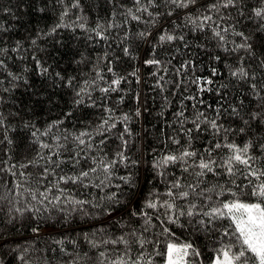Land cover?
<instances>
[{
    "label": "trees",
    "instance_id": "16d2710c",
    "mask_svg": "<svg viewBox=\"0 0 264 264\" xmlns=\"http://www.w3.org/2000/svg\"><path fill=\"white\" fill-rule=\"evenodd\" d=\"M78 2L79 7H73L76 0H0V49H7L0 52V60L4 62L0 67V119L3 121L0 124V264H100L101 260L109 264L120 256L129 261L143 256L142 264L148 259L152 264H165V257L156 252L163 253L166 244L172 241L194 244L200 252L199 257H190L194 264H212L215 250L229 239L222 236L229 221H216L220 232H205L199 230V226L193 228L187 216H181L175 224L169 223L165 209H148L144 205L150 198L171 201L164 193L177 179L184 187L174 191L190 192L187 200H175L177 212L187 210L193 201L201 212L208 211L221 201L232 199L228 189L238 193L241 200L257 202L256 197L249 195L248 179L240 174L247 171L243 166H237L240 171L235 177L227 176L225 169L219 167L215 168L219 175L207 173L197 177L196 158L189 160L188 165L171 164L159 170L153 164L162 156L178 154L187 147L186 130L194 128L191 121L199 113L204 114L201 117L203 131L193 132L191 141L198 155L217 141L243 145L248 140L258 144L264 139V124L257 128L256 121H252L250 133H225L222 128L218 135L204 122L206 117L209 121L215 119L225 128L238 129L240 117L247 119V113L256 111L264 103L250 87L256 84L259 96H264V68L259 64L264 59V31H257L261 22L254 16L256 8L264 7V0H243V3L238 0L236 7L229 8L220 7L218 0H197L189 9L171 6L173 15H160L155 26L146 25L147 13L136 9L147 6L150 12L165 13L170 6L164 0H157L158 7L147 5L146 0H141V5H136L135 0ZM213 3H217V8L208 11ZM128 9L141 16V22L132 20ZM64 12L67 15L61 20ZM188 12L193 17L204 12L212 16L214 23L194 31L193 25L184 26L183 17ZM173 20L180 24L176 32L183 34L185 41L159 45V29L164 26L171 30ZM58 24L64 26L51 33ZM146 27L151 31L147 42L133 39ZM97 30L104 39L97 36ZM125 31L129 39L124 44L132 45L136 59L130 60L121 51L124 44L120 41ZM214 31L221 32L222 42ZM237 32L255 38L254 56L232 51L241 42ZM154 45L155 58L162 62L159 69L143 63L150 58ZM238 57L243 58L242 64ZM37 61L48 68L46 74H40ZM185 63L187 67L181 68ZM238 66L246 68L255 79L233 78L230 72ZM109 67L128 77L127 82L120 85L123 91L107 94L100 91L113 79ZM134 68L139 69V83L135 77L128 76ZM213 68L220 74L213 76ZM13 76L21 79L14 80ZM197 77L199 85L193 83ZM208 79L213 83L204 82ZM222 84L227 87H221ZM200 88L206 90L200 91ZM80 89H84L83 103L74 105L72 101L79 99L76 91ZM136 93H139V103L134 98ZM137 107L140 116L134 114ZM233 107L239 110V116L233 114ZM106 108H111L112 113L105 111ZM68 112L71 116H66ZM179 112L183 115L177 116ZM124 114H128L130 120L121 124L117 118ZM109 115L112 116L109 123L116 122V128L103 137L96 135L97 125ZM59 120L63 122L58 127H50ZM125 124L131 132V136L124 133V139L130 141L125 155L139 163H117L111 169V176L106 177L99 163L93 164V160L108 162L116 157L122 144L118 137ZM81 131L93 133L91 138L83 137L85 145H78L73 139ZM102 139L103 144L99 143ZM41 144H48L49 148H41ZM252 154L258 157L253 166L264 169V151L255 149ZM212 155L219 164L230 153L221 147ZM49 157L59 162V167L49 163ZM185 166L188 171H183ZM45 167L49 171L45 173L46 178H42L40 174ZM93 167L97 169L95 172L90 171ZM81 171H89L83 183L58 180L59 176L78 175ZM157 171H163L164 177L157 175ZM129 173L137 177L134 188L121 179ZM187 185H194L196 192H204V196L192 195ZM214 186L213 192L205 191ZM33 193L36 199L32 198ZM113 194L116 198L109 199ZM205 196H211V200ZM105 209H110L111 214ZM130 211L137 215H131ZM141 212L151 217L147 231H144L145 217ZM37 226L38 232H34ZM165 228L170 234L164 232ZM122 235L127 245L111 243ZM140 238L150 241L144 249L137 242Z\"/></svg>",
    "mask_w": 264,
    "mask_h": 264
},
{
    "label": "snow or ice",
    "instance_id": "6c2138e0",
    "mask_svg": "<svg viewBox=\"0 0 264 264\" xmlns=\"http://www.w3.org/2000/svg\"><path fill=\"white\" fill-rule=\"evenodd\" d=\"M238 0H218L219 6L223 8H229V7H236ZM240 3H243V0H239ZM147 5H150L152 7H158L157 0H146ZM164 3L169 5V10L165 13L160 12H150L147 6L138 7L136 11L147 13L149 20L144 21L146 25L149 23L151 26H155L157 24V18L160 15H167L172 16L173 10L171 6H174L178 9H189L190 7H194L197 3V0H164ZM136 5H141V0H135ZM73 7H79V2L76 0V3L73 4ZM217 8V3H213L211 6H208V11H211L213 9ZM43 10V9H41ZM63 15H67V12H64L61 16V20L63 19ZM128 15L131 17L132 20L136 22H141L142 17L139 15H136L132 9H128ZM254 16L259 18L260 24L257 25V31H264V7L256 8L254 10ZM184 26H187L188 24L193 25V30L198 31L202 30L205 25L209 24L210 22L214 23L212 20V16L208 15L204 12H202L199 16L193 17L191 12H188L183 17ZM172 29L169 30L168 27L162 26L159 29L158 33V44L163 45L164 43H172L176 40L185 41V36L183 34H177L176 29L180 27V24L177 23V21L173 20L172 22ZM64 26L62 24H58L55 27L52 28L51 33H54L56 31V28ZM83 28L84 25H81ZM99 27V26H98ZM108 27H112V25H108ZM107 30V29H105ZM223 31H227V29H223ZM48 33V34H51ZM97 36H100L101 39H104L105 37L102 35L100 31H96ZM237 36L241 37V42L237 43L235 45V48L232 49V51L237 52H244L249 55L255 54V38L248 34L246 35L244 32H237L235 33ZM214 35L218 36L220 38V41L222 42L224 40V37L221 35L220 31H214ZM151 36V31L148 27H146L143 31H140L136 33V35L133 37V39H141L144 41H148L149 37ZM129 39V33L125 31L124 35L121 37V44H124V41ZM33 44L36 43L35 40L32 41ZM187 46V44H185ZM155 45L153 50L150 53V58H146L143 63L147 66H154L157 69L161 67V60L155 58L157 53L155 51ZM7 51V49H0V52ZM121 51L125 57H128L131 59H136V54L132 48L131 44H124V46L121 48ZM227 51V49H225ZM107 55V53H106ZM217 60L220 58L217 56ZM239 63L242 64L243 58L238 57ZM37 63V68L40 70V74L44 75L48 72V68L44 67L40 64L39 61ZM111 63V62H110ZM3 60H0V67H3ZM260 67L264 68V59H261L259 61ZM187 67V64H182L181 68ZM109 72L112 73L113 79L108 83V87H103L100 89L101 92L107 94L109 92H116V91H123L120 88V85L122 82H127V76L120 75L116 73L113 68L109 67ZM179 71V70H178ZM139 69L134 68L133 71L128 73V76H133L136 78V82L139 83V76H138ZM155 74V73H154ZM218 71L213 68L212 69V75L216 76L219 75ZM9 75H12L9 73ZM230 75L238 79L240 81H247L248 79H255V76H250L249 72L244 67H236L235 69H232L230 72ZM56 76L59 77L60 74L56 73ZM97 76H99V73H97ZM102 78V77H101ZM14 80L21 79L19 76H13ZM61 79H63L61 77ZM162 80L163 77H160ZM27 83V81H24ZM207 84L213 83L211 79H208L204 81ZM87 83V82H86ZM193 83L199 85L200 78L197 77L196 80L193 81ZM93 84H95V81H93ZM68 85L71 86V80L68 81ZM159 86V85H157ZM221 87H227V85H221ZM251 89L253 91V94L258 96L261 101H264V96H259V93L257 92V85L252 84ZM200 91H205L206 89L200 88ZM84 91V89H80L79 91H76V97H79V99H73L72 103L74 105H80L83 103V98L81 96V93ZM135 100L137 103H139V93L135 94ZM189 99H194V97H188ZM167 99V98H165ZM123 98L121 97V102ZM105 111L112 113L111 108H106ZM232 112L234 115L239 116V110L235 107L232 108ZM71 112L66 113V116H71ZM136 116L141 115L140 108L137 107L135 113ZM219 114V113H218ZM177 116H182L183 112H179L176 114ZM203 113H199L194 120L191 121V123L194 125V128L187 129V133L189 134V142L187 147H184L182 151H180L178 154H166L162 156V158L159 161H156L153 164V167L157 170L161 168H166L167 166L171 164H182V165H188V161L196 158L198 160V163L195 164V168L198 169V171L195 172V175L197 177H202L206 175L207 173H213L214 175H219V173L215 172V168H223L225 169V174L229 177H235L237 173L240 171L237 166H243L244 169H247L246 173L241 172L240 174L244 176L245 179H248L249 185H251V191L249 193L250 196L256 197L257 202H246L244 200H241L239 198V194L232 191L231 189H228V192L232 196V199L224 202L221 201L219 204H216L215 206L211 207L208 211L201 212L198 209V205L193 201L189 203V206L187 207V210L180 209L177 212L175 200L176 199H184L187 200L190 192L189 191H174L176 189H181L184 187L179 181V179L172 181L170 183V186L165 195L168 197H171L172 200H164L160 201L158 199L150 198L146 201L144 207L148 209H154L157 210L158 208L165 209V215L168 218L169 223H177L179 218L181 216H187L189 217V223L193 225V228H196L199 226V230L209 232V231H216L220 232L221 227L219 225H216V221L221 220H227L229 221L228 225L223 228L222 236L228 237L229 239L226 242H223L222 245L215 250L216 254L212 258V264H264V169H257L253 166V162L258 158L256 155H253V151L255 149H259L260 151H264V139H262L258 144H254L251 140L246 141L243 145H237L234 142H228V143H222L220 141H217L212 144L211 148H205L203 149V152L198 155L197 150L192 148V133H200L203 131L201 127V117L203 116ZM248 116L247 119L244 117H240L241 119V126L238 129H232V128H225L222 124H218L215 119L209 121L205 117L204 122L210 125V128L214 130V134L218 135L220 130L223 128L225 133L232 132V131H238L239 133H250L251 129L253 127L252 121H256V127L259 128L261 124H264V103H261L256 111H250L246 114ZM112 120V116L109 115L108 118L102 119V122L97 125L95 129V134L104 136L106 132H111L112 129L116 128L117 123L112 122L109 123V121ZM130 116L128 114H124L122 117H118L117 121L121 124H124V122L129 121ZM62 120L54 122L50 127L53 126H59L60 123H62ZM3 121L0 119V124H2ZM124 133H127L129 136H131V132L127 125L125 124L123 131L121 135L118 137V139L121 140V149L116 153V157L112 159L111 161L105 162L104 160H100L97 162L96 160H93V164L99 163V165L102 168V171L106 174V177L111 176V169L117 164H125V165H138V161L132 160L131 157L125 155V152L127 151V146L129 145L130 141L124 139ZM35 135V133H33ZM92 132H86L81 131L79 134L75 135L73 139L78 142V145H85V140L83 137L88 136L92 137ZM67 139V137H65ZM176 143H179V141H175ZM99 143L103 144L104 140L102 139ZM41 148H49L48 144H41ZM91 147V144L88 145ZM221 147H225L228 149L230 155L226 157V159L223 160L222 163H217L216 159L213 157L212 152L215 149H219ZM79 153H77V156ZM44 157H41L43 159ZM49 163H56V166L59 167V162L52 161L51 158H48ZM34 163V162H33ZM76 163H79V160L76 161ZM28 165H21V167H27ZM12 167H15V165H12ZM97 169L95 167L91 168V172H95ZM49 169L47 167L44 168V171L40 174L42 178H46L45 173H48ZM183 171H188V167H183ZM157 175L164 177L165 173L163 171H157ZM89 176V171H81L78 175L73 176H66L62 175L58 177L59 181H62L64 183L72 182H81L83 183L84 179H86ZM125 181L126 184H129L133 188L136 186L134 183V179H137L135 174L129 173L128 176L121 177ZM254 181H258L259 183H254ZM234 183V181H233ZM19 187V185H17ZM188 188L192 190V195L197 196H204V192L197 193L195 190L194 185H187ZM236 187H246L244 185H236ZM214 188L206 189L207 192H213ZM63 191L62 189L60 190ZM41 195L44 196V199H47V196L41 193ZM33 199H36V195L33 193L32 196ZM115 194L109 197V199H115ZM205 199L211 200V196H205ZM58 201V197H55ZM51 202V201H49ZM77 204H84L85 201H75ZM119 203V201H117ZM19 211V209H17ZM106 212L111 214L110 209H105ZM131 215H137L135 211H130ZM140 215L145 217L144 220V231L148 230V226L151 222V217L147 215L146 212H141ZM200 216V219H195V217ZM207 218V219H205ZM215 225V227H214ZM38 228L34 227L33 231L38 232ZM165 233H169V229H164ZM135 233H133L134 235ZM142 236V234H141ZM87 239V236H86ZM142 249H144L145 245L150 243L146 238H140L137 241ZM90 243L93 246L95 245L94 241H90ZM105 243H108V241H105ZM111 243H124L127 245L128 241L124 239V236L122 235L119 237L118 240H112ZM87 255V254H85ZM104 253H101L100 256L104 257ZM156 255H163L165 257V264H194V261L190 259V257L195 258L200 256L199 250L194 246L191 242H177L172 241L168 242L165 246V251L163 253L156 252ZM21 260L24 259L23 256L20 257ZM143 256L138 257L134 261L126 260L123 256H120L116 259L110 260L109 264H142ZM100 264H103V260L100 261ZM145 264H152V260L148 259Z\"/></svg>",
    "mask_w": 264,
    "mask_h": 264
}]
</instances>
